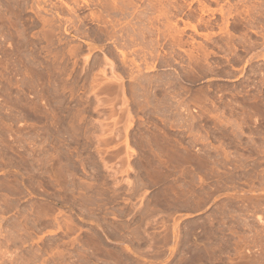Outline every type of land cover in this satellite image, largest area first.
Returning <instances> with one entry per match:
<instances>
[{
    "label": "rangeland",
    "instance_id": "rangeland-1",
    "mask_svg": "<svg viewBox=\"0 0 264 264\" xmlns=\"http://www.w3.org/2000/svg\"><path fill=\"white\" fill-rule=\"evenodd\" d=\"M0 264H264V0H0Z\"/></svg>",
    "mask_w": 264,
    "mask_h": 264
},
{
    "label": "bare ground",
    "instance_id": "bare-ground-1",
    "mask_svg": "<svg viewBox=\"0 0 264 264\" xmlns=\"http://www.w3.org/2000/svg\"><path fill=\"white\" fill-rule=\"evenodd\" d=\"M112 5H113V4H112ZM112 7H113V6H112ZM113 8H115V6H114ZM132 35H133V34H132ZM128 36H130V35H128ZM133 37H134V39H135V36H133ZM133 37H132V38H133ZM132 38H129V39L132 40V42H133V39H132ZM117 43H118V42H117ZM126 57H127V56H126ZM124 58H125V56H124ZM122 59H123V58H122ZM129 61H130V60H129ZM129 61H128V62H129ZM131 62L133 63L134 61H131ZM130 64H131V63H130ZM133 64H134V63H133ZM135 64H136V63H135ZM137 66H139V65H137ZM132 67H133V65H132ZM135 67H136V66H135ZM139 67H140V66H139ZM139 69H140V68H138V70H139ZM135 77L137 78V76H135ZM135 77H134V78H135ZM12 259H13V258H12Z\"/></svg>",
    "mask_w": 264,
    "mask_h": 264
}]
</instances>
